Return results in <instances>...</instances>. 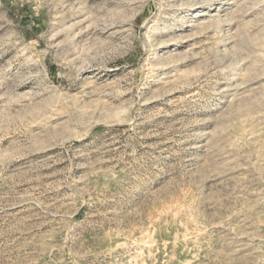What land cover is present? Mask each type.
Listing matches in <instances>:
<instances>
[{
  "label": "rangeland",
  "instance_id": "374dc122",
  "mask_svg": "<svg viewBox=\"0 0 264 264\" xmlns=\"http://www.w3.org/2000/svg\"><path fill=\"white\" fill-rule=\"evenodd\" d=\"M0 264H264V0H0Z\"/></svg>",
  "mask_w": 264,
  "mask_h": 264
},
{
  "label": "bare ground",
  "instance_id": "6f19581e",
  "mask_svg": "<svg viewBox=\"0 0 264 264\" xmlns=\"http://www.w3.org/2000/svg\"><path fill=\"white\" fill-rule=\"evenodd\" d=\"M223 2V1H222Z\"/></svg>",
  "mask_w": 264,
  "mask_h": 264
}]
</instances>
